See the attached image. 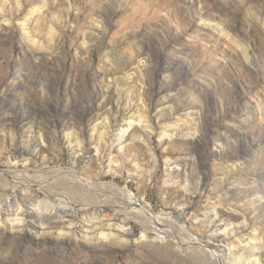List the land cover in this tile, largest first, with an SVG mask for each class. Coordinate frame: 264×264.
<instances>
[{
  "label": "rangeland",
  "instance_id": "1",
  "mask_svg": "<svg viewBox=\"0 0 264 264\" xmlns=\"http://www.w3.org/2000/svg\"><path fill=\"white\" fill-rule=\"evenodd\" d=\"M141 115L150 128L136 123ZM168 127L176 134L164 140ZM101 133L108 160L95 154ZM71 167L177 216L204 244L230 249L227 264L256 253L264 264V0H0V168ZM214 187L227 202L210 213V229L204 211L219 200ZM61 208L43 219L69 210ZM74 211L63 220L75 237L36 243L0 231V264H198L134 222L130 242L85 241L83 221L106 213ZM224 233L241 240L228 249L208 240Z\"/></svg>",
  "mask_w": 264,
  "mask_h": 264
},
{
  "label": "bare ground",
  "instance_id": "2",
  "mask_svg": "<svg viewBox=\"0 0 264 264\" xmlns=\"http://www.w3.org/2000/svg\"><path fill=\"white\" fill-rule=\"evenodd\" d=\"M96 29H99V27H96ZM118 107L119 105H117V108ZM136 121V123H139L143 129L150 128V126L146 123L147 121L145 122V120H143V115L138 116ZM132 126L133 122L131 118L127 122L120 121V123L116 125L115 129V131L117 130V133L112 134V137L117 141H121ZM103 131L104 130L101 132ZM175 131V127H168L163 132V139H170L176 134ZM100 135L101 136L99 137L97 143L94 144V146L96 145V147H94L95 154L97 153L101 155L99 156L101 159L105 158L108 160L110 155H107V152L104 153V151L100 149L102 137L105 133H101ZM75 136H70L68 139L70 141L73 138V141L75 142L73 143L78 148L81 146L82 142ZM138 137L140 141L142 140L144 142V145L149 151L153 150L150 146L148 134L145 131H141L140 129ZM8 139L12 144V142H14L13 134H9ZM102 152L104 153L103 155ZM29 168L25 170H19L20 168L18 170L0 168V196L5 197V205L10 208L7 213H4L3 200H0V231L18 233V236L24 238L25 240L27 239L30 242H41V239L46 237V235L50 236L49 234L51 233H54L57 238L60 237L61 240L64 235L75 237L76 231L72 230V224L69 223L68 226H66V223H64L65 219L63 220L64 217H70L75 213V207H78L79 210L85 209V212L87 211L90 213L91 211H95L96 208H99L102 213H106V215L102 216L101 214L98 215V213L95 216H92L89 220L83 221L84 226H82L80 237H82L85 241L91 242L100 238L105 241L113 240L130 242L133 237L130 225L134 222L145 230L154 231L156 234L155 239L160 242L175 241L179 249L184 250L187 254H191L193 258L196 256L197 259L195 258L194 260L198 264H227L231 260L232 254V251L227 247H232L241 240L237 237L232 241H229L228 239L231 236L226 235L225 233L223 236H210L208 240L214 243H225V249L228 250L226 253L225 251L222 252V250L218 247L214 248L213 246H209L207 243L204 244L201 239L195 238L193 235L187 233L185 225L179 221L177 216H173L164 211L156 213L147 204L131 198L130 194L126 190L121 189L113 183H105L104 181L98 182L92 180V178H85L80 175L79 171L73 169L72 167L67 169L56 168L48 171H43L37 168ZM203 185L204 182L199 183V187L192 192L195 195L194 203H192L193 207L203 195ZM184 189L187 192L191 191L189 180L186 181ZM213 190L215 193L219 194L217 198L219 200L213 202L210 205L211 207L204 211V217L210 229H213L211 225L215 224L214 220H210V213L216 217L218 207L223 206L224 203L227 202L226 194L218 191V187H214ZM39 192L45 195V199L43 201H35L36 199L34 197ZM27 199L31 201L29 202L30 204L27 203L31 206V209H29L26 214L23 213L24 211L22 210L21 204ZM40 206L44 209L42 210ZM63 206L69 208V210H67L68 212H65L63 216H60V214L51 216V214L50 218L48 217L49 219H43L45 217V212L49 209H54L59 212V208ZM47 208L49 209L47 210ZM27 215H29L28 219H26ZM31 216L34 217L35 221L31 222ZM93 222L96 224L93 225ZM35 223L41 228V230L36 228L37 225L35 226ZM225 229H228V226L223 227V230ZM212 232L214 231L212 230ZM146 237L147 234L144 232L141 239L144 240ZM260 238L261 237L258 234L254 233L251 239ZM259 259L260 253H256L254 259L248 260L246 264H258ZM239 260L240 258H238V261Z\"/></svg>",
  "mask_w": 264,
  "mask_h": 264
}]
</instances>
